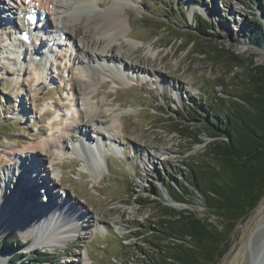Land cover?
I'll list each match as a JSON object with an SVG mask.
<instances>
[{"label": "rangeland", "instance_id": "obj_1", "mask_svg": "<svg viewBox=\"0 0 264 264\" xmlns=\"http://www.w3.org/2000/svg\"><path fill=\"white\" fill-rule=\"evenodd\" d=\"M91 1L97 6V11H100L120 0ZM123 1L125 0L120 2ZM126 1L129 8L126 4H121L119 10L125 6L127 30L124 36L114 39L117 41L113 43L118 47L116 54L127 68L137 63L147 70V74L143 73L141 82L116 88L113 77L105 73L108 80L103 82L105 85L101 90L96 91L98 87L95 89L97 95L92 101L93 106H96L97 116L104 113L103 120L115 123V130L119 133V148L115 154L117 157L109 155L107 159L105 151L96 165L98 162L93 163L86 155L76 153L72 149L75 144L67 142L69 150H62L51 156V166L48 160L43 163L47 168L52 167L44 175L50 179L47 185L56 189L57 202L61 204L63 200L68 202L71 199L84 211L86 222L90 225L83 228L79 236L71 234L69 241L55 250L38 249L31 252L28 248L35 241L36 233L46 229L50 220L45 217L38 218L39 211L50 209L51 206L46 205L41 197L44 208L30 205L29 207H35L33 210H38L32 213L31 221L27 220L24 224L22 218H17L12 228H9V225L15 213L9 216L0 213V218L5 217L0 224V241L17 235L24 244L17 254L25 253L31 256L37 251H43L53 255L54 264H82L85 259L82 253L88 252L89 264H143L144 256L138 251L146 246L142 227L148 221H154V218L164 211L159 207V203L164 209L195 212L210 225L222 228L215 216L206 212L200 198H193L192 204L178 203L185 206L182 210L167 204L165 195L170 200L173 199L165 187H178L186 182L189 178L191 157L202 152L206 143L211 141L202 133L199 138L206 142L191 147L192 140L188 137L194 134L190 133L189 136L187 132L178 133L181 125L189 128L190 132L199 133V123L191 121L188 112L194 107H201L199 110L202 114L210 105V101L218 103L220 99H228V91H234L229 87L241 82L240 79L245 75L251 58L256 65H264V47L253 46L243 34L247 24L255 19L264 20V0H136V4L132 2L134 5L130 0ZM25 4L29 3L26 0H0V12L6 20L0 22L2 25L8 24L0 26V46L9 42L7 31L16 27L14 22L20 23L16 10L9 11V7L15 5L17 9ZM35 8L40 14L43 13V6L34 4L33 9ZM82 11L80 9L75 13L78 20L73 21L80 29L83 26L78 23L79 18L87 15L86 10L84 13ZM92 15L89 14L83 19L90 20ZM7 18L13 23H8ZM196 19L201 21L199 26L202 23L206 26L208 23V33L215 37L213 40H216V44L206 43L211 38L197 30ZM89 27L98 28L96 25ZM98 37L96 34L88 37L92 54L103 52L109 42L100 40L95 43ZM193 40L196 45L192 43ZM66 43L62 41L64 46L59 47L58 51L55 49L57 55L52 59L56 60L51 62L54 64L53 68L52 64L47 66L48 75L46 69L43 70L47 81L42 89L38 87L44 82L35 81L33 66H28L27 63L22 65L28 71L19 77V69L22 66L18 69L19 64L12 63L16 62L15 56L0 54V172L10 168V155L13 151H21L23 144L28 146L48 140L59 142L64 136L65 126L75 119L76 106L71 98L67 99L70 77H74V74L76 76L79 66L72 64L76 51L74 43L68 37ZM218 47L223 49L224 53L238 56L247 64L243 67H232L222 55L214 54L213 51ZM204 52L207 54H203ZM3 55L10 56L13 60L4 59ZM70 70L75 73L72 74ZM133 72L130 71L136 74ZM135 78L139 80L138 77ZM21 111L27 112L25 118L22 117ZM44 111H47L45 115ZM120 118L124 125L122 128L119 127ZM91 129L101 131V128L93 125ZM155 149H164V154H158L154 164L145 161V153L142 152H153ZM34 165L37 166L36 163L31 166ZM59 171L61 175L55 177ZM28 172L22 173L24 177L33 173L29 170ZM39 177L40 175L36 177L37 180L43 182L44 178ZM36 178L32 183L34 189H38L34 185L37 183ZM27 181L31 184L29 179ZM19 184L20 181L17 182L16 179L15 187ZM42 193L46 195L45 191ZM64 193H67L66 198L62 195ZM48 197L53 198V194ZM145 199L157 203L144 207L140 203ZM67 212L72 215L77 211ZM96 219L98 223L94 222ZM44 221L45 228H38ZM52 231L53 229L45 231V234L49 235ZM26 234L33 235L26 241ZM263 246L264 197L258 207L236 227L228 253L217 264H253L256 257H261L259 264H264V255L260 256ZM13 255L0 252V264H8ZM18 264H24L23 260Z\"/></svg>", "mask_w": 264, "mask_h": 264}, {"label": "trees", "instance_id": "obj_2", "mask_svg": "<svg viewBox=\"0 0 264 264\" xmlns=\"http://www.w3.org/2000/svg\"><path fill=\"white\" fill-rule=\"evenodd\" d=\"M196 20L197 30L211 38L206 43L216 42L213 40L215 37L208 33V23L199 26L201 21ZM243 34L253 46L264 47V22L255 19L245 26ZM192 43L196 45L195 40ZM213 52L217 56L222 55L232 67L247 64L232 53H224L219 47ZM240 80L238 84L229 87L234 91H228V99H220L218 103L210 101L202 114L199 110L201 107H194L188 112L191 121L199 123V133L190 132L185 125L178 128V133L187 132L189 136L190 133L194 134L188 137L192 140L191 147L206 142L199 138L202 133L211 141L206 143L202 152L191 157L186 182L178 187L166 186L165 182L168 194L176 202L192 204L193 198H200L206 212L215 216L222 228L216 222V227L210 225L195 212L168 210L159 203L164 211L142 227L146 246L138 251L144 256L143 264H217L228 253L236 227L262 201L264 65H256L251 58ZM153 203L157 202L145 199L140 204L148 207ZM22 245L17 235L0 241L2 254H14L8 264H18L21 260L24 264H54V257L49 252L37 251L31 256L17 254Z\"/></svg>", "mask_w": 264, "mask_h": 264}, {"label": "bare ground", "instance_id": "obj_3", "mask_svg": "<svg viewBox=\"0 0 264 264\" xmlns=\"http://www.w3.org/2000/svg\"><path fill=\"white\" fill-rule=\"evenodd\" d=\"M120 1H116L112 6L107 7L105 9L103 8L100 11H97V6L91 0H70L67 2H64V0H33V2L25 4L23 7H19L16 9L15 5H11L8 9L9 11L16 10L15 12L20 16L23 13H25V15L29 13V11L33 9L34 4L38 7L40 5L43 6V13H45L48 17L47 24H49V27L56 29V31L53 32L49 30V33L51 35H46V37L57 36V38L55 39L56 43L58 44V42L62 43L60 39V34L67 35L69 40L73 42L74 46L76 47L72 62L73 64L79 66V70L76 71V76L74 74V77H72V75L70 77V87L68 88L69 97L67 99L69 100L71 98L76 106V111L74 115L75 119L70 121L69 124L65 126L64 136L61 137L59 142H53L48 140L40 141L28 146L23 144V146H21L22 148H20L21 151H13L11 153L10 157L12 162L10 164V168L2 170V174L0 172V213H2V215L4 213L8 214V216L15 213V216L11 220L9 228H12L15 225L18 220L17 218H22L21 220L24 224L27 222V220L31 221L32 213L38 210H33L35 207L33 208L29 206L39 205L36 208H41L42 206L44 208V205H42L43 202H41V197L43 201L45 200L44 202H46V205H48L49 207L51 206L50 209H48L49 214H45L44 209H42V211H39L40 214L38 215V218L45 217V219L50 220L47 223L48 226L46 227V229H44L46 226L45 221L42 224H39L38 228H43L44 230L36 233L35 241L28 248V250L31 252L36 251L38 249L48 251L55 250L65 242H68L70 239L69 236L71 234L79 236L81 230H83V228H85L86 226L90 225L89 222H86L84 211H81L76 205V203L73 202L71 199L68 202L63 200L61 204L60 202H57V192L53 190L50 185H47V183L50 182V179L47 176L45 178L44 175L48 170H50V167H45L43 163L46 160L50 161V157L54 156L56 152L59 153V151L62 150H69V148L67 147V142H72L75 144L72 149H74L76 153L83 154V156L86 155V158H88V160H92L93 163L98 162L96 163V165H98L101 161V156L105 151L107 153L108 159V154H111L113 150L119 148V139L117 138V135L119 133L115 130L117 129L115 127V123L108 122V120H103L105 118V115H103L104 113L97 116V110L95 109L96 106H93L92 104V101L95 100L97 95L96 91H98L100 88L102 89V87H104L105 85V83L103 82L108 80V78L105 77L107 76L105 75V73H108L110 76H112L114 86L116 88H120L128 87L129 85H131V83L134 82H141L140 78L143 77V73L147 72V70L145 71V68L142 65L137 63L131 65L130 68H127L125 64H123V60L121 58L119 60V55L116 54V49H118V47L116 48L115 44L113 43L117 41L114 39L125 35L128 22V19L125 17L126 9H124L125 6H128V1ZM130 2H134V4H136V0H130ZM121 4L126 5L119 10ZM80 9L83 11L86 10L85 14L87 13L88 16L89 14H93L90 20L87 21L83 19L86 18L87 15L84 17L81 16L79 18L78 23L83 26L82 29L78 27V24H75L73 22L78 20L76 18L75 13L78 12ZM204 11L205 10H203V12ZM204 13L206 14V12ZM122 15L124 16V18H122ZM4 17V14L0 12V19L2 21H6ZM9 18L7 19L8 23H12ZM1 25L2 24L0 22V26ZM91 25H96L98 26V28L92 29L89 27ZM23 26L24 28H30V25L28 24L27 20L23 22ZM45 26L46 24L44 23L42 25V28L45 29ZM11 29L16 30L17 26L15 28L11 27ZM10 32L8 34L9 42H6V44L10 47H8L6 44L5 46H0V54L8 53L11 56H15L14 58L16 62H10L14 64L16 63L17 65L19 64L18 69L25 63H27L28 66H33L35 70V72L33 73L35 81L39 82L40 80H42L44 82V84H39L40 88L38 87V84L36 85L38 89L44 88V86L46 85L45 83L47 81V77L44 76L43 70L46 69V74L48 75L49 57L45 53H42L44 56L39 62H37L33 57L21 59L23 47H26L27 50L30 51L32 46L34 45H25L21 42V38L17 37L15 34H10ZM87 34L90 37L92 36V34H96L97 36H99L97 39H95L97 40V42L95 43H98V41L100 40L104 42L109 40L103 52H100L99 54H97V52H94V54L91 53L92 50H90L88 42L89 36L87 37ZM32 40L34 43L39 41L37 36L36 38L32 37ZM56 45L53 49H42V51L44 50L50 52L54 51L55 49L57 50L58 48L56 47ZM71 55H73V52ZM9 57L10 56L5 55L4 59L13 60L12 57ZM54 60H56V58ZM69 61L71 62V60ZM53 65L54 64L51 65L52 68ZM96 65H99V67H96ZM27 71L28 69H24L22 66L19 69V77L27 73ZM130 71H134L133 73L136 74H132L130 73ZM71 73L73 74L75 72L71 71ZM139 73L142 74L139 76ZM135 77H138L139 80H135ZM131 80H133V82H131ZM18 82L19 81H17V83ZM95 89L97 90L95 91ZM84 96H87V98L85 99ZM20 113L24 118L27 116V112L25 111H21ZM44 114H46V112ZM92 125L101 128V131L92 130ZM119 127H124L121 118ZM81 138H83V140ZM86 138L88 142L86 141ZM88 150H90V153ZM163 151L165 150L155 149L153 153L149 150H144L142 153H145V161L154 164L158 158L157 155L164 154ZM93 152L95 153L92 154ZM23 156H26L25 159L23 158V161L26 162L24 163V169L20 168L21 172H24V174L29 173L28 170L33 172L29 175L26 174V177H24V174H19V172L16 171V165L18 166V164H20V158ZM34 163H36L37 166H31ZM52 164L53 162L50 161V166ZM39 166L40 168H38ZM39 175L40 177H42V179L44 178L43 182H40L39 179L37 180L36 177H38ZM60 175L61 173L59 171V174H55V177H58ZM34 178H36L37 182L34 185L38 189L33 188L32 183L34 181ZM16 179L17 182L20 181L18 187H15ZM27 179L30 180L31 184L28 183ZM2 185L7 187H3ZM31 188L33 189V191ZM41 189L42 191H45L46 195L42 193ZM35 190L37 191L34 192ZM38 191H40L41 193H38ZM51 194H53V198L48 197ZM165 196V201L173 208L180 210L185 209V206L180 205L183 203L178 204L179 202L170 200L169 197ZM32 200L34 202H32ZM38 200H40V203H38ZM11 208L12 210L10 211ZM67 211H77L78 214L76 212V214L71 215L68 214ZM4 218H0V224L4 221ZM24 218H26V220H24ZM94 222L98 223L99 221L96 219ZM55 226H57L58 228H56ZM51 229H53V231L49 232V235L45 234V231H51ZM32 235L33 234H26L25 240L27 241ZM263 251L264 246L261 249V253ZM82 257H85L82 264H89L88 261L90 260V258L88 252L82 253ZM255 263L256 260L254 258L253 264Z\"/></svg>", "mask_w": 264, "mask_h": 264}, {"label": "water", "instance_id": "obj_4", "mask_svg": "<svg viewBox=\"0 0 264 264\" xmlns=\"http://www.w3.org/2000/svg\"><path fill=\"white\" fill-rule=\"evenodd\" d=\"M261 22H264V20H260ZM264 255V251L262 253H260V256ZM261 258V257H260ZM259 257H256L255 260H256V263L255 264H259V260H260Z\"/></svg>", "mask_w": 264, "mask_h": 264}]
</instances>
